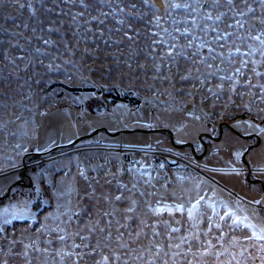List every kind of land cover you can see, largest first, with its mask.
Instances as JSON below:
<instances>
[{
	"label": "rangeland",
	"instance_id": "374dc122",
	"mask_svg": "<svg viewBox=\"0 0 264 264\" xmlns=\"http://www.w3.org/2000/svg\"><path fill=\"white\" fill-rule=\"evenodd\" d=\"M262 40L264 0H0V264H264ZM223 120L259 140L112 134Z\"/></svg>",
	"mask_w": 264,
	"mask_h": 264
},
{
	"label": "water",
	"instance_id": "95a60500",
	"mask_svg": "<svg viewBox=\"0 0 264 264\" xmlns=\"http://www.w3.org/2000/svg\"><path fill=\"white\" fill-rule=\"evenodd\" d=\"M97 110H102L103 109V106H99L96 108ZM224 125L228 126L229 128H231L232 130H234L236 133H238L239 135H241L242 137L244 138H251L253 136H256V138H258L259 140V137L257 136L256 133H253V134H244V133H241L240 131L236 130L228 121L226 120H223L220 122V127H219V135L218 136H214L212 133H209V132H203L200 134V137L199 139L202 141L203 143V146H204V149H203V152L201 154H197L196 153V148H195V145L192 141H184V142H181V143H176L175 140H174V135H173V131L169 128H166V127H152V128H149V129H141V128H135V129H120V130H117L116 132H113L112 134L116 135V134H119L121 133L122 131H138V130H144V131H152V132H156V131H160V130H166L169 135H170V139L172 141V143L177 146V147H184V146H190L191 149H192V152L196 155V157H202V155H204L207 151V142L202 138V135H205V136H208L212 139H219L221 134L223 133V128H224ZM100 129H104V130H107L106 127H101V128H97L96 130L88 133V134H85V135H82V136H79L78 138H76L71 144L83 139V138H86V137H90L92 135H94L97 131H99ZM248 152V149H246L244 151V158H245V154ZM42 152H32V155L34 156H38V155H41ZM247 166H248V163L247 161L245 160L244 162ZM247 170L248 171H251V168L250 167H247ZM28 179V183H25L26 186H30L32 183H33V179H32V176L27 172V169H23L20 173H19V180H16L13 185H16V184H21L20 180H25V179ZM247 178H248V181H251V182H260L262 187H263V190H264V180L260 177L258 178H251L250 176V173L247 174ZM11 188H12V185L9 186L8 188V191L6 194L4 195H1L0 196V199H4L7 195H9L10 191H11Z\"/></svg>",
	"mask_w": 264,
	"mask_h": 264
},
{
	"label": "built area",
	"instance_id": "2783aa9c",
	"mask_svg": "<svg viewBox=\"0 0 264 264\" xmlns=\"http://www.w3.org/2000/svg\"><path fill=\"white\" fill-rule=\"evenodd\" d=\"M115 99L116 98L113 97H107L105 99V102L107 105H112ZM120 100L123 101V103L127 105L131 111L137 108L136 100L134 99V97H132V93H129L128 96L120 98Z\"/></svg>",
	"mask_w": 264,
	"mask_h": 264
},
{
	"label": "trees",
	"instance_id": "16d2710c",
	"mask_svg": "<svg viewBox=\"0 0 264 264\" xmlns=\"http://www.w3.org/2000/svg\"><path fill=\"white\" fill-rule=\"evenodd\" d=\"M113 104H114V105L122 104L121 107H122L123 111L126 112V113L129 111V110H128V106L125 105V104L123 103V101L120 100V98H116V99L114 100ZM136 104H137V106H138V104H139L138 101H136ZM197 142H198V143H201V140L199 139ZM201 147H202V146H201ZM188 148L190 149V147H188ZM195 148H197V147H196V144H195ZM198 149H199V148H198ZM191 150H192V149H190V152L193 153ZM246 174H247V173H246ZM250 182H251V181H248L249 184H250ZM259 184H260V183H259ZM260 185H261V184H260ZM261 188H262V186H261ZM263 192H264V191H263ZM1 200H2V199H0V201H1ZM35 205H36V204H35Z\"/></svg>",
	"mask_w": 264,
	"mask_h": 264
},
{
	"label": "flooded vegetation",
	"instance_id": "af4514ba",
	"mask_svg": "<svg viewBox=\"0 0 264 264\" xmlns=\"http://www.w3.org/2000/svg\"><path fill=\"white\" fill-rule=\"evenodd\" d=\"M225 127H226V125H224ZM219 127H220V123H219V125H218V127H214L213 128V130H218L219 131ZM255 133V132H254ZM248 134V133H247ZM249 134H253V133H249ZM205 136V135H204ZM214 136H216V135H214ZM205 137H207L208 139L207 140H209V139H212V138H210V137H208V136H205ZM27 172H28V170H27ZM19 180V179H18ZM20 182H21V184H19V185H21L22 187L23 186H26L25 185V183H28V179L26 178L25 180H20ZM261 184V183H260ZM262 186V185H261ZM262 189H263V187H262ZM264 191V190H263Z\"/></svg>",
	"mask_w": 264,
	"mask_h": 264
},
{
	"label": "crops",
	"instance_id": "0c3cea01",
	"mask_svg": "<svg viewBox=\"0 0 264 264\" xmlns=\"http://www.w3.org/2000/svg\"><path fill=\"white\" fill-rule=\"evenodd\" d=\"M227 128H229V127L226 126V129H227ZM226 129H225V130H226ZM255 140H257V138H256ZM247 167H248V166L245 165L244 167H242V168L240 169V171H243L244 174H246V172L248 171V170H247ZM246 175H247V174H246Z\"/></svg>",
	"mask_w": 264,
	"mask_h": 264
},
{
	"label": "snow or ice",
	"instance_id": "6c2138e0",
	"mask_svg": "<svg viewBox=\"0 0 264 264\" xmlns=\"http://www.w3.org/2000/svg\"><path fill=\"white\" fill-rule=\"evenodd\" d=\"M209 18H211V17H209ZM255 39L260 40L261 38H260V36H257V37H255ZM261 43L264 44V40H262ZM258 238H260V237H258Z\"/></svg>",
	"mask_w": 264,
	"mask_h": 264
}]
</instances>
